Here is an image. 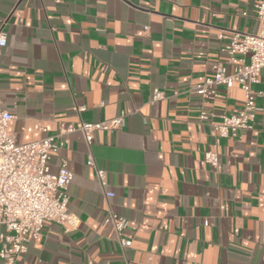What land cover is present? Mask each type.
I'll list each match as a JSON object with an SVG mask.
<instances>
[{"label": "crops", "instance_id": "1", "mask_svg": "<svg viewBox=\"0 0 264 264\" xmlns=\"http://www.w3.org/2000/svg\"><path fill=\"white\" fill-rule=\"evenodd\" d=\"M256 2L0 0V106L19 142L125 114L121 128L96 130L89 149L80 132L65 135L50 169L67 159L77 222L45 221L13 264H264V77L252 84V127L237 137L216 139L199 115L239 110L238 86L210 101L189 90L226 64L221 28L258 30ZM154 88L162 99L151 101ZM216 140L213 168L202 157ZM109 210L127 219L130 246L103 221Z\"/></svg>", "mask_w": 264, "mask_h": 264}, {"label": "built area", "instance_id": "2", "mask_svg": "<svg viewBox=\"0 0 264 264\" xmlns=\"http://www.w3.org/2000/svg\"><path fill=\"white\" fill-rule=\"evenodd\" d=\"M259 27L256 32L221 28L218 37H226L222 50L227 53L226 64L212 66L211 75L196 83L189 90L195 91L203 100L218 96V87L238 86L244 93L243 106L232 113L218 114L202 110L201 121L207 122L216 139L237 137L241 131L252 127L257 110L256 93L252 84L264 77V0L255 3ZM6 44V33L0 29V47ZM164 97L157 88L152 91L151 101ZM84 107H79L83 110ZM125 114L96 122L76 121L61 124L56 133L40 139L19 142L8 130L13 115L0 106V259L3 264H13L17 257L27 251L28 242L36 239L45 221L74 226L77 219L68 210V187L73 177L66 158L60 160L55 173L51 172L50 159L65 142V135L78 131L89 149L96 130L121 128ZM202 161L216 168L219 164L217 140L204 151ZM87 165L93 167L95 180L105 197L114 193L105 190L106 171L98 167L89 154ZM103 221L109 223L121 247L131 245L124 237L127 219L113 211H107Z\"/></svg>", "mask_w": 264, "mask_h": 264}]
</instances>
